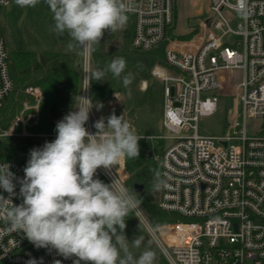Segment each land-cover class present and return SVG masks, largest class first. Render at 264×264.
Returning <instances> with one entry per match:
<instances>
[{"label":"built area","instance_id":"built-area-1","mask_svg":"<svg viewBox=\"0 0 264 264\" xmlns=\"http://www.w3.org/2000/svg\"><path fill=\"white\" fill-rule=\"evenodd\" d=\"M122 2L133 16L131 46L141 51L156 49L174 24V0ZM9 4L10 0H0V12ZM209 13L193 41L166 45L165 65L152 69L164 84L162 123L170 133L168 138L174 140L156 156L162 182L158 204L183 219L164 224L166 231L161 232L141 206L134 215L170 264H264V0H210ZM1 27L0 13V106L14 87ZM235 36L243 39L242 51L235 46ZM87 67L80 96L91 98ZM236 69L241 70L242 79L234 84L231 72ZM224 84H232L239 93L242 123L233 119L221 135L203 133L200 122L216 111ZM25 93L28 98L8 128L0 129V138L54 140L57 133L27 129V124L33 128L40 122L43 91L32 84ZM125 119L135 131L131 120ZM248 119L259 121L258 135L247 133ZM97 121L91 109L85 125L90 134L96 133ZM0 163L9 164L16 177L14 194L0 188V195L20 205L23 169L13 160L0 158ZM127 174L122 161L111 170L98 169L94 178L126 184ZM8 228L0 220V264H28L30 260L74 264L78 259L38 248L22 231Z\"/></svg>","mask_w":264,"mask_h":264},{"label":"clouds","instance_id":"clouds-1","mask_svg":"<svg viewBox=\"0 0 264 264\" xmlns=\"http://www.w3.org/2000/svg\"><path fill=\"white\" fill-rule=\"evenodd\" d=\"M21 6H35L40 0H16ZM54 22V31L70 37L69 49L84 50L99 45L105 30L114 33L126 22L122 0H44ZM127 67L122 57L108 65L115 77ZM105 72L92 71L95 81ZM131 74L124 85L131 84ZM87 89V88H86ZM93 107L91 98L79 96V103L56 124V138L42 148L30 150V159L19 181L23 202L14 205L0 195V220L8 231H22L38 248L54 249L59 255L78 259L74 264H154L156 254L145 248L137 257L131 248H140L142 237L131 248L124 235L126 217L140 208L142 200L129 187L114 179L104 183L98 169L111 170L128 159H138L142 139L123 115L115 113L95 122V134L85 127ZM15 174L0 163V188L14 194ZM162 182L153 187L158 190ZM28 264H37L30 260ZM55 264H60L56 261Z\"/></svg>","mask_w":264,"mask_h":264},{"label":"trees","instance_id":"trees-1","mask_svg":"<svg viewBox=\"0 0 264 264\" xmlns=\"http://www.w3.org/2000/svg\"><path fill=\"white\" fill-rule=\"evenodd\" d=\"M125 14L128 19L123 27L124 40L120 48L110 52L95 50L91 55V73L96 69L105 72L102 81H95L90 74V95L93 103L102 101L121 90L118 81L106 74L108 65L114 58L122 57L126 60L127 67L122 73L123 76L134 72L141 80H147L151 76V71L156 64L165 65V46L171 37V28L168 30L165 40L156 49L137 50L131 46L134 31L133 16ZM1 31L5 37L3 27H1ZM62 35L59 33L55 35V44L60 36L64 38ZM26 38L29 42L32 39L35 40L28 31H26ZM66 38L71 42L67 33ZM8 50L9 70L14 87L0 106V129L8 128L12 118L20 112L23 101L28 98L25 88L33 84L41 87L43 99L40 122L31 130L35 133H56L57 122L73 110L80 96L82 75L80 64L76 62V52L74 49L70 50L64 46L52 50H15L9 45ZM52 141H54L52 138L46 139L39 136L0 138V158L16 161L24 169L30 159V150L42 148L46 142ZM139 146V158L125 160L128 173L125 180L126 185L133 191L136 183L144 185V188L136 193L142 200L141 208L154 226L159 227L183 219L178 213L167 212L159 207L161 186L158 190L153 187L157 182V176L161 181L160 164L156 156L160 155L164 149L160 148L155 154L152 142L146 137L139 140ZM125 219L124 235L126 237L141 236L143 231L146 232L134 213ZM154 252L156 254L154 264H170L161 252ZM80 263L85 264L84 261Z\"/></svg>","mask_w":264,"mask_h":264},{"label":"rangeland","instance_id":"rangeland-1","mask_svg":"<svg viewBox=\"0 0 264 264\" xmlns=\"http://www.w3.org/2000/svg\"><path fill=\"white\" fill-rule=\"evenodd\" d=\"M209 4L210 0H174V24L170 29L171 37L166 45L171 42L186 43L193 41L200 32L201 20L210 14ZM0 13L8 47L11 45L15 50H52L61 46L69 48L68 44L70 42L66 38V32L62 35L64 38L60 36V39L55 44L54 37L57 33L53 30L52 13L44 0H40L34 7L21 6L16 0H10L9 6L2 9ZM26 31L35 40L32 39L29 42L26 38ZM123 37V28L114 33L105 30L99 45H94L88 50H84L79 46L73 48L77 54L76 62L81 67L82 81L88 65L91 74V55L93 51L110 52L118 50L123 43ZM234 41L237 49L242 51V37L235 36ZM106 74L118 81L121 90L109 95L102 101L93 103L92 110L98 120L103 118L106 123L107 118L113 113L117 116L123 115L124 118L127 117L131 120L137 134L150 139L155 154L160 148L164 149L170 146L174 140L168 138L170 133L164 128L162 123L164 111V84L162 80L154 76L153 73L147 80H141L136 73L129 72L128 74H131L132 79L131 84L126 87L123 83V75L115 77L110 71H107ZM225 74L228 75L227 73ZM231 75L234 84L239 83L242 79L240 69L233 70ZM172 93L173 95L175 94L174 86H172ZM218 93L216 111L212 115L204 117L200 122V131L203 133L221 135L233 119H235L237 124L242 123V118L240 117L242 103L239 99V93L234 90V86L232 84H224ZM26 127L27 129H32V125L27 124ZM246 131L248 134L258 135L260 133L259 121L257 119H248L246 121ZM163 225L159 226L161 232L166 231ZM155 227L159 228L158 226ZM138 237L143 238L140 248H131V242ZM126 238L129 241L132 252L137 257L145 248L161 252L147 231H143L141 236Z\"/></svg>","mask_w":264,"mask_h":264},{"label":"water","instance_id":"water-1","mask_svg":"<svg viewBox=\"0 0 264 264\" xmlns=\"http://www.w3.org/2000/svg\"><path fill=\"white\" fill-rule=\"evenodd\" d=\"M144 188L143 184L136 183L134 186V191L135 192H140Z\"/></svg>","mask_w":264,"mask_h":264}]
</instances>
